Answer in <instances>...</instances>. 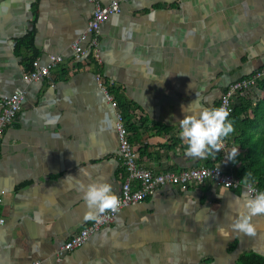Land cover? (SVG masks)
<instances>
[{
    "label": "crops",
    "instance_id": "crops-1",
    "mask_svg": "<svg viewBox=\"0 0 264 264\" xmlns=\"http://www.w3.org/2000/svg\"><path fill=\"white\" fill-rule=\"evenodd\" d=\"M117 1L121 11L99 31L98 65L92 58L75 60L72 49L93 16L91 0H0V101L16 92L26 98L0 147V264L264 259V217L254 219L255 237L233 233L228 226L243 188L216 180L187 189L166 185L123 208L83 246L62 249L91 222L80 185L107 182L120 196L127 178L116 109L97 73L119 110H126L142 167L179 172L213 163L237 176L234 161L227 160V139L219 160L186 157L179 120L216 108L232 82L264 67V0ZM53 55L64 60L50 78L29 81L30 61L47 64ZM220 225L227 236L220 235Z\"/></svg>",
    "mask_w": 264,
    "mask_h": 264
},
{
    "label": "built area",
    "instance_id": "built-area-1",
    "mask_svg": "<svg viewBox=\"0 0 264 264\" xmlns=\"http://www.w3.org/2000/svg\"><path fill=\"white\" fill-rule=\"evenodd\" d=\"M91 1L95 3L93 16L85 32L72 43V49L75 60L91 57L95 63L99 65L101 64V59L97 50L99 46L100 28L111 15L121 11V3L120 1L115 0L110 4L103 5L99 0ZM63 60V56L56 55L51 56L50 61L47 64H41L39 59L35 60L34 69L27 75L28 80L36 81L41 80L42 78H50L51 70L62 63ZM263 77L264 68L256 70L251 75L232 82L221 94L220 107H226L229 110V113H231L233 111V98L241 93L253 90ZM96 79L107 99L116 109L117 114V131L120 141V153L123 165L127 172V178L123 182L122 192L119 196L121 200L120 211L130 205L143 202L166 185H175L180 186L182 189H187L190 185H202L208 180H216L227 188H244L243 179L228 172V170H225L224 167L220 165H214L212 167L207 165L202 167H191L179 172H154L151 169L142 167L138 162V151L131 142L127 131L126 117L123 112L119 110L118 103L110 92L109 86L106 84L102 74L97 73ZM52 86H55L54 82L52 83ZM25 99V93L16 92L0 101L2 109L0 113V147L3 144L4 132L17 120L25 103ZM226 144L227 141L225 140L224 148ZM254 186L257 191H260L256 184H254ZM0 202H2L1 198ZM118 213L107 214L102 223H88L79 232L73 234L70 239L64 243L62 249L64 251H72L83 246L92 234L112 223ZM3 224L4 221L0 218V227Z\"/></svg>",
    "mask_w": 264,
    "mask_h": 264
},
{
    "label": "clouds",
    "instance_id": "clouds-1",
    "mask_svg": "<svg viewBox=\"0 0 264 264\" xmlns=\"http://www.w3.org/2000/svg\"><path fill=\"white\" fill-rule=\"evenodd\" d=\"M229 115V110L223 106L203 108L196 114L184 115L179 120L180 138L185 146L184 155L192 159H214L224 148V141L236 131L234 123L228 119ZM238 155L239 149L233 148L227 160H235ZM254 184L251 174L247 173L243 179V191L235 197L236 216L228 226L233 233L250 238L257 235L254 219L264 217V191H257ZM80 188L87 207L86 221L99 224L107 214L120 211L121 200L113 192L111 184L94 182L86 186L81 184ZM219 232L222 237L228 235L223 225L219 226Z\"/></svg>",
    "mask_w": 264,
    "mask_h": 264
},
{
    "label": "trees",
    "instance_id": "trees-1",
    "mask_svg": "<svg viewBox=\"0 0 264 264\" xmlns=\"http://www.w3.org/2000/svg\"><path fill=\"white\" fill-rule=\"evenodd\" d=\"M30 39L28 38L24 41L29 48L30 46L32 47ZM35 60L37 58L32 59L30 64L26 66L28 72L34 69ZM220 103L221 98L216 108L220 107ZM122 112L127 114L126 110ZM228 119L234 123L236 128L235 133L227 138L228 144L232 149H239V155L233 160L236 167L235 172L241 179H244L247 173H250L260 191H264V77L253 90L241 93L233 98V111ZM143 121L145 124L144 119ZM152 127L153 129H158V131H168L166 127L156 126L155 124ZM131 129V123L127 121L129 136H131ZM216 156L217 160L221 159L223 156L222 150ZM197 166H200V164ZM207 166H214V164H207ZM224 169L228 170L229 167L224 166ZM245 263L264 264V259L251 256L245 259Z\"/></svg>",
    "mask_w": 264,
    "mask_h": 264
},
{
    "label": "rangeland",
    "instance_id": "rangeland-1",
    "mask_svg": "<svg viewBox=\"0 0 264 264\" xmlns=\"http://www.w3.org/2000/svg\"><path fill=\"white\" fill-rule=\"evenodd\" d=\"M203 166H206V165H203ZM199 167H202V165H200ZM237 177H239V176H237Z\"/></svg>",
    "mask_w": 264,
    "mask_h": 264
},
{
    "label": "water",
    "instance_id": "water-1",
    "mask_svg": "<svg viewBox=\"0 0 264 264\" xmlns=\"http://www.w3.org/2000/svg\"><path fill=\"white\" fill-rule=\"evenodd\" d=\"M41 80H45V78H42ZM26 100V99H25Z\"/></svg>",
    "mask_w": 264,
    "mask_h": 264
}]
</instances>
